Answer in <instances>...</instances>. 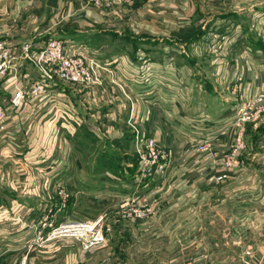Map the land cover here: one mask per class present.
<instances>
[{"label":"crops","instance_id":"crops-1","mask_svg":"<svg viewBox=\"0 0 264 264\" xmlns=\"http://www.w3.org/2000/svg\"><path fill=\"white\" fill-rule=\"evenodd\" d=\"M142 1H133L130 7L128 6V11L119 16L122 18V15H130L133 11L139 13L138 16L146 12L145 10L151 12L150 14L146 12L147 18L142 15L146 19L145 23L137 24L144 30L129 34L126 29L129 26H123L124 22H113L115 12H103L92 4L83 6V0H31L33 5L30 4V0H0V37L15 50L16 54L17 51L22 52L26 41L38 40L50 25L58 24L60 27L53 31L55 32L53 36L72 39L94 49L109 68L103 70L102 83L89 89L86 86L66 91L60 87L57 91H52L55 96V99L54 96L52 99L57 103L61 96L68 94L75 101L77 94L83 101L81 103L85 112L87 111L86 115H80L83 108L79 106V101L71 105L60 103L55 106L57 109L54 114L49 102H26L18 108L17 120H9L0 130V155H5V161L7 159L9 161V164L5 161L0 163V264H18V258L27 251L25 246L23 247L21 235L28 233L29 236L33 235L31 231L38 220L35 218H42V213L57 200L54 196L49 198L52 201L47 198L44 200L35 190L38 179L48 171L40 169L35 171L32 166L14 164L17 162L16 159L31 160L35 157L39 159L40 155L45 153L43 151L33 156V150L29 148L31 144H27L25 138L27 131L19 133L16 125H22L24 130L28 129V125L30 128L33 126L35 134L36 129L37 131L41 129V135L43 134L44 140H47L54 127L64 126L66 107L73 110L72 115L77 119H74L76 124L78 123L80 127L84 124L88 128L85 134L78 132L82 136L81 141L96 143L98 139H102V142L104 140L117 144L116 150L95 152L90 156L95 160L92 166L95 169L89 174V189L92 193L90 198L93 202L107 203L114 199L104 194L97 195L100 190H104L105 193L119 190L115 193L121 192L118 198L123 202L127 194L147 192L148 200L159 202L160 193H168V199L160 202V218L142 225L145 230L153 228L152 230L156 231L162 226L161 222L164 219L168 218L166 220L168 223L172 218V233H169L171 240L168 247L170 254L166 260L163 258L160 261L161 264H264V186L256 179H252V184L242 185L239 181L242 173L236 174L250 167L245 165L247 162L245 155H254L257 152L258 139L264 138V128L249 125L248 150L240 155L237 168L230 172L231 181L220 185L213 182L211 175L216 172L214 170L216 164H219L213 153L227 150L231 145L233 133L219 132L212 140L214 148L212 152L200 154L196 150L206 127L213 125L219 118L211 121L202 114L199 115L202 119H194L197 116L189 112L195 103L194 91L202 90L206 93L209 92L210 86L204 85L203 88L194 89L193 70L186 62H181L176 53V47L183 46L182 56L187 54L186 32L202 25L203 18L196 12L200 9V0H182L185 7L183 10H186L184 14L168 12L164 17L162 14L165 12H160L161 8L158 5H152L154 0L138 5ZM158 1L160 0L156 2ZM157 12L162 14L153 16ZM195 12L201 19L199 24L194 21L192 14ZM61 16L64 19L59 23L57 18ZM165 17L174 20L175 23L166 21ZM207 24L208 22H205L203 26ZM4 27H9L6 28V33L1 31L5 29ZM257 27L262 28L260 25ZM164 29L169 30L167 32L171 36L170 41L163 38L162 34L166 33ZM148 32H151L153 38L146 39L151 37ZM177 36L180 38L177 39ZM257 55H260V52H257ZM187 58L188 56L185 59ZM250 58L252 59L251 56ZM236 68L229 74V80L238 83L240 97L243 91L247 95L250 82L257 93L256 81L259 74L250 67H246V72L241 71L242 73L237 72ZM33 70L38 76V71L29 62L23 61L24 74L31 76ZM241 75H244V78ZM3 88L5 89L0 81V103L3 95L10 96V91L5 89L4 92ZM215 90L220 96L217 86ZM80 92L83 93L82 96ZM130 101L136 106L140 130L151 133L159 144L167 150H172L173 156L168 169L142 182L136 180L139 174L138 156L133 150L134 131L128 121ZM231 110L233 111V108ZM49 113L53 115L51 119L48 118ZM178 118L183 119L180 121ZM74 126L72 136L77 132L76 125ZM94 126L96 129H92ZM251 130L256 135L251 136ZM101 159L109 161L102 162ZM97 162L99 165L102 163L112 165L106 166L104 170H97L99 168ZM113 167L115 168L112 173L105 171H111ZM64 169H69V166ZM71 169L74 170V168L69 170ZM49 170L52 171L53 168ZM206 170H210L207 173L209 177ZM61 171L55 176L64 175L66 172ZM80 171L75 174L79 180ZM200 173L202 176L198 178ZM32 174L37 175L35 181ZM21 176H25L24 180L20 179ZM12 177L13 181H8ZM26 178L29 181L27 187L17 186L19 182H25ZM60 179L54 178V181L58 182ZM168 181L169 185L164 188ZM29 187L31 189L26 192ZM1 218L11 220L5 222ZM107 246L99 245L87 251L82 249L75 239L61 238L32 250L29 264H134L129 260L119 261L114 256L115 252L111 253Z\"/></svg>","mask_w":264,"mask_h":264},{"label":"rangeland","instance_id":"rangeland-1","mask_svg":"<svg viewBox=\"0 0 264 264\" xmlns=\"http://www.w3.org/2000/svg\"><path fill=\"white\" fill-rule=\"evenodd\" d=\"M133 1L135 0H132L129 3L125 4L122 11H112L116 13V16H113L112 18L113 22H124L125 24L123 26L128 25L129 27H126V29L128 31L127 33L129 34H134L133 32H142L144 29H141L142 27L140 25L138 26L137 24L145 23V18H147L145 15L146 12L149 14L151 13L149 10H145L146 12H143L142 14L143 16H145V18L142 15L138 16L139 13L137 14L134 11L130 15H122V18L119 17L121 14H125L126 10L128 11V6L130 7V3H132ZM156 1L157 0H154V4L152 5H158L159 8H161L160 12L165 13L162 14L157 12L153 16H160V14H162V16L164 17L165 15H168L166 14L168 12H171L172 14L173 12H179L184 14L186 11L183 10V8L185 7L184 1L182 0L180 2L178 0H160L158 2ZM208 1L211 3H209ZM144 2H148V0H143L141 4L138 5L141 6ZM30 4L33 5V2H31V0ZM207 5L209 7H207ZM196 12L200 13L199 16H202L203 18L202 25H198V27L193 31L186 32L187 35L185 38L187 41L186 44L188 46L187 54L185 53V55L182 56V54L184 53L183 46H177L176 53L178 54V59L181 62H186L187 66L189 65L193 70L192 83L194 89L203 88L204 85L210 86L209 92L206 93H203L202 90L194 91L196 92V97L193 96V101H195V103L191 106L192 108L190 107L191 110L189 109V112L197 116L194 119H200L201 117H199V115L202 114L205 115V118H210L211 121H213V119L219 118L218 121L213 122V125L206 127L209 129L216 130L219 128V122L221 120L226 121L227 119L232 117L233 111L231 109L234 108L242 100L243 97L249 95L252 96L256 90L254 86L251 87L250 82V84L248 85V90L250 91V93L248 91L247 95H245L243 91L240 97L239 89L234 91L235 83L229 80V74H232V72H234L233 68L237 67V72H246V67L252 68L255 73L259 74V79H257L256 81V87H258L257 94H259L260 92L264 93V0H200V9H198ZM196 12L191 14L195 19L194 21H197V24H199L201 19L200 17H197ZM137 18L141 19L137 20ZM63 19L64 17L62 16L58 17L57 22L62 21ZM165 19L166 21H172L173 23H175L174 20L168 17H165ZM205 22H208V24L206 26H203V23ZM57 25L58 24L50 25L49 29L45 33H43V35L38 38V40L26 41L24 43V47L22 48V52L17 51V56L20 57L23 54L27 42L32 43L33 47H35L38 46L40 43L47 41L51 37L55 38V36H53L55 32L53 31L60 27ZM257 25L262 26V28L257 27ZM4 28L5 29H2L1 31H4L3 33H6L9 27ZM164 30L166 31V33L162 34L164 36L163 38L167 41H170L171 36L169 35V32H167L169 30ZM148 34L151 37H148L146 39L153 38L151 32H148ZM128 37L131 38L130 35H128ZM176 38L178 39L180 37L177 36ZM172 40L174 39L172 38ZM165 47L167 48V46ZM257 52H260V55H257ZM187 56L189 59H185ZM250 56L252 57V59L250 58ZM186 69L188 68L186 67ZM33 72L34 73H32L31 77L35 78L37 76V72H35L34 70ZM241 76H243L244 78V75ZM10 81L11 80L6 82L5 85L9 84ZM216 86L218 87V90L221 93L220 96L218 95V91L215 90ZM60 87L65 88L66 91H72L73 89L78 90L86 86L77 83H71L68 81H61L57 82V85H54L52 87V91H57V89ZM90 87L92 86H88V89ZM12 88L13 87L10 86L8 90H11ZM3 90L5 89L3 88ZM52 91L51 96L45 98V100H41V102H49V107H52L51 109L53 110V114L54 111L56 112L57 109V107L55 106L59 105L60 103L71 105V103L73 104V102L75 103L76 101H79V106L83 108V111L80 113V115L87 114V111L85 112L84 105L81 103L82 100L77 94H75V101L73 97L72 101L71 97L68 94L64 97L61 96V98H59V102L57 103L56 100L54 101L52 99V97L54 96ZM4 92H6V90ZM80 95L82 96L83 93L80 92ZM9 97L10 96L7 97L6 95H3L1 102L4 103L5 100L9 99ZM76 105L78 106V104ZM67 108L68 107H66L65 109V123L63 124L64 126L61 127L59 125L58 127H54L55 129L53 128L52 133H49L51 130V126H49V134L47 140H44L43 134L41 135V129H39L38 131L36 129L35 134L33 126H31L30 128V125H28V129L26 130H24L23 126L21 125L22 130L19 131V133L27 131L25 138L27 144H31L29 148L30 150H33V156H36L35 154H38L40 152H45L40 155L39 159L36 157L31 160L16 159L17 162L14 163L16 166H32L33 170L35 171H37L38 169L44 170V172L48 171V173H44V175L38 179L35 184V190L37 191V194H39V196L43 199L47 198L49 201H52V199L50 200L49 198L54 196L55 198H57V200L52 203L51 206L48 207V210H45L42 213V218L48 214L47 216L49 218H56L57 220H63L67 218H82L94 220L100 216L105 215L106 218L103 224L105 242L101 245H108L107 247L109 248L111 253L115 252L114 256H116L119 261L129 260V262L134 264H161L160 261L163 260V258H165L166 260L170 254L168 247L169 240H171L169 233H172V218L168 223H166V220L168 218L164 219L161 222L162 226L156 231L152 230L153 228L145 230L142 225L149 221L153 222L155 218H160V202H165L168 199V193H160L158 197V211L154 217L148 220H139L135 218L129 219L122 218L120 216L122 211V209L120 208L124 202L123 200L121 201L120 198H118L120 197L119 195L121 192L119 194L115 193V191L119 190H113L106 193L104 192V190H100L101 192L97 193V195L101 196L104 194V196L106 195L114 199L109 200L107 203L93 202V200L90 198L92 196V193H90L89 189V174L91 170L93 171L95 169L94 167H92L95 160H93L94 158H90V156L94 155L95 152L99 153L100 151L105 150H116L115 146L117 147V144L114 142L109 143L108 141L106 142L104 140L102 142V139H98V142L96 143H87L81 141L82 136H80L79 133L85 134V130H88V128L84 124H81L82 127H80L78 123L76 124V121H74L76 117H73L72 115L73 110ZM52 116L53 115L49 113L48 118L51 119ZM185 118L187 117L185 116ZM182 119L183 118H180L179 120L181 121ZM74 125H76L77 132L74 136H72V132H74L75 130ZM262 127L264 128V126ZM247 128H249V126ZM251 128L252 126H250V129ZM92 129H96L95 126L92 127ZM98 131L100 130L98 129ZM250 135L254 136L256 134L253 132V130H251ZM31 136H33L32 140L30 139ZM42 139L45 143H43ZM23 147L21 149H23ZM256 149L257 152L254 155H245V160L250 164L247 165L246 162L245 165L250 167L239 173H236L238 175L242 173V175H240L241 178L239 179V181L242 182V185L250 183L252 184V179H256V181H258L264 186V138L258 139ZM16 150L19 149L16 148ZM133 150L135 151V148H133ZM4 161L5 155H2L0 157V163H4ZM101 161L106 162L109 160L101 159ZM5 162H8L9 164L8 159ZM96 165L98 166L99 163L97 162ZM103 165H105V167H103ZM110 165H112V163H102L98 166L99 168L97 170H104L106 166ZM68 166L69 169L74 168V170L72 171V169H64ZM50 168H53V170L50 171ZM114 168L115 167L111 168V171H105H109L112 173ZM236 168L237 167H235L234 169ZM79 170H81L79 173L81 181L77 176H75L76 172L78 173ZM232 170H230V172H232ZM60 171L62 173H64L65 171L66 172L64 175L55 176V174ZM208 171L210 170H206V174L208 173ZM230 172L228 179L220 184H226L227 182L231 181L230 179L232 178V175ZM201 173L204 172L201 171ZM201 173L198 174V178L202 176ZM98 174L100 173H97V175ZM25 176H21L20 179L24 180ZM28 176L29 175L27 174L26 177ZM36 176V174H32L33 181H35V178H37ZM59 177L61 178L60 181H54V178ZM1 181H3V179ZM8 181H13V177L11 178V180L9 178ZM27 182L29 181L26 178L25 182H19L17 186L22 185L21 187L25 188L28 186ZM168 185L169 181L165 184L164 188ZM29 189L31 188H27L26 192H28ZM61 190H63L64 195L59 193ZM72 198H74L73 202ZM162 212H164V210H162ZM35 219H38V222L41 218ZM2 220L8 222L11 219L5 218ZM37 222H35L34 224H37ZM21 237L23 247L25 246V248L27 249V240L23 238V235H21ZM76 241L79 242L78 240ZM36 247L41 248V245L35 246L33 250ZM80 247H82L81 243ZM92 248L94 247H91L88 250H91ZM21 258L22 256L18 258V261ZM29 263L30 254L29 261L27 262V264Z\"/></svg>","mask_w":264,"mask_h":264},{"label":"built area","instance_id":"built-area-1","mask_svg":"<svg viewBox=\"0 0 264 264\" xmlns=\"http://www.w3.org/2000/svg\"><path fill=\"white\" fill-rule=\"evenodd\" d=\"M130 1L132 0H83L82 4L83 6L92 4L99 10L109 13L122 11L125 4ZM23 61L29 62L39 75L33 78L24 74ZM107 69L109 68L101 61L99 53L72 39L51 37L35 47L27 42L23 54L18 57L15 50L0 37V81L6 90L10 86L13 87L8 90L9 99L0 103V130L9 120L16 119L17 110L24 103L45 100L51 96L52 87L57 85V82L68 81L84 86L98 85L103 81V70ZM9 80H11L9 84L5 85ZM234 85V91L237 89L240 91L238 83ZM128 121L134 131V148L138 156L139 174L136 180L146 181L168 169L172 164L173 156L151 133L140 130L137 110L133 102H131ZM219 123V128L216 130L205 129L202 139L196 145V150L200 154L212 152L214 150L212 140L219 132L233 133L230 147L222 153H213L219 164H216L214 169L216 172L211 178L220 184L228 179L230 170L238 166L240 155L248 150L247 127L250 124L264 126V93L243 97L233 108L232 117ZM16 129L21 131L22 126L17 124ZM59 193L64 195L63 190ZM120 209H122L120 214L122 218L148 220L156 215L158 202L148 200L147 193L127 194ZM47 215L34 225L31 231L33 235L29 236V233L23 235L27 240V252L18 261L19 264H27L29 254L35 246H42L62 237L75 238L84 250L105 242L103 230L105 215L94 220L67 218L60 222Z\"/></svg>","mask_w":264,"mask_h":264},{"label":"trees","instance_id":"trees-1","mask_svg":"<svg viewBox=\"0 0 264 264\" xmlns=\"http://www.w3.org/2000/svg\"><path fill=\"white\" fill-rule=\"evenodd\" d=\"M137 155V154H136Z\"/></svg>","mask_w":264,"mask_h":264}]
</instances>
